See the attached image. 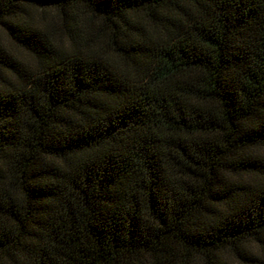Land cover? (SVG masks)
<instances>
[{
  "label": "trees",
  "instance_id": "trees-1",
  "mask_svg": "<svg viewBox=\"0 0 264 264\" xmlns=\"http://www.w3.org/2000/svg\"><path fill=\"white\" fill-rule=\"evenodd\" d=\"M0 264H264V0H0Z\"/></svg>",
  "mask_w": 264,
  "mask_h": 264
},
{
  "label": "rangeland",
  "instance_id": "rangeland-1",
  "mask_svg": "<svg viewBox=\"0 0 264 264\" xmlns=\"http://www.w3.org/2000/svg\"><path fill=\"white\" fill-rule=\"evenodd\" d=\"M34 13V16L36 17V19H39V18H44V19H46V18H48V19H50V16H51V12L50 11H48V10H45V11H42V13L41 12H33ZM41 20V19H40ZM1 42L5 45V46H7L8 44L3 40H1Z\"/></svg>",
  "mask_w": 264,
  "mask_h": 264
}]
</instances>
